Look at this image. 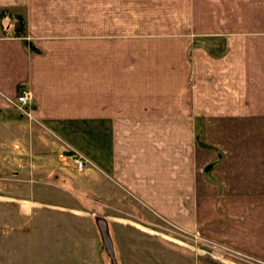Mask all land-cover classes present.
Wrapping results in <instances>:
<instances>
[{
	"label": "crops",
	"instance_id": "0c3cea01",
	"mask_svg": "<svg viewBox=\"0 0 264 264\" xmlns=\"http://www.w3.org/2000/svg\"><path fill=\"white\" fill-rule=\"evenodd\" d=\"M24 87L31 125L6 99ZM0 133L10 174L39 182L19 211L92 229L82 264L121 258L97 231L134 221H111L115 199L138 228L157 216L264 264V0H0ZM62 141L97 168L59 160Z\"/></svg>",
	"mask_w": 264,
	"mask_h": 264
},
{
	"label": "rangeland",
	"instance_id": "374dc122",
	"mask_svg": "<svg viewBox=\"0 0 264 264\" xmlns=\"http://www.w3.org/2000/svg\"><path fill=\"white\" fill-rule=\"evenodd\" d=\"M14 28L16 32L23 30L24 22L22 19H17ZM26 121L31 125V120L26 117ZM34 122V121H33ZM8 138V141L15 147L17 139H9L11 134L6 133L3 136ZM64 146V145H63ZM58 159L61 160L59 155ZM0 159V264H82L83 257L91 255L89 247V236L92 235V229L87 226L85 228H74L71 234L68 228L64 227H50L46 225L48 222L55 224L57 216H52L51 212H28L19 211V199L26 197V195L33 194L35 191L36 181H24L16 176L11 175L12 168H18V165H6L5 161ZM69 160V159H63ZM71 161V160H70ZM73 163V162H72ZM74 165V164H73ZM9 166V167H8ZM97 168L96 165H89ZM8 167V168H3ZM94 168V169H95ZM77 169V168H76ZM92 170V169H91ZM77 173H81L78 169ZM94 171V170H93ZM44 182V183H43ZM58 180L42 181V184L48 189L49 195L55 194L61 200V190L57 189V184L61 185ZM69 190H72L71 187ZM80 192L82 191L80 188ZM38 193V192H37ZM111 199V197H109ZM115 199V198H114ZM111 199V200H114ZM117 207H107L106 213L111 217L116 225L122 219H131L129 222H120L129 226L128 228H117L111 226L112 234H108L106 224L100 223V228L96 230L99 233L100 241L106 243L108 250L114 256V245L112 241H120L122 243L121 258L116 261V264H194L195 259L192 258V253L197 252L204 264L226 263L228 254L235 251L229 245L198 241L194 236L199 235L190 231H184L180 227L169 224L164 219L157 216L148 219L145 226L138 228L134 222L139 221L137 207L128 201L122 202L115 199ZM111 202V201H110ZM115 205V204H114ZM61 223L60 217L58 218ZM164 220V221H163ZM64 225V224H63ZM108 228H109V224ZM69 232V233H68ZM33 235H35L33 237ZM77 238L73 239L74 237ZM104 236V237H103ZM209 239V238H208ZM105 240V242H104ZM99 247V244H98ZM118 247V245H117ZM180 247V248H178ZM183 248L188 252H184ZM186 255L185 261H180V255ZM220 254V255H219ZM227 255V256H223ZM191 256V257H190ZM118 257V256H117ZM120 257V256H119ZM114 262V260H112ZM100 260H92V264H99Z\"/></svg>",
	"mask_w": 264,
	"mask_h": 264
},
{
	"label": "built area",
	"instance_id": "2783aa9c",
	"mask_svg": "<svg viewBox=\"0 0 264 264\" xmlns=\"http://www.w3.org/2000/svg\"><path fill=\"white\" fill-rule=\"evenodd\" d=\"M8 102L23 116L27 117L31 121L39 122L36 116L34 115V111L32 108V103L34 101V96L31 90L27 88H22L20 93L16 95L15 97H6ZM64 143V150L59 153V157L63 159H69L73 162L75 168L83 170L88 165L93 164V162L82 152L75 149L72 145L69 143L62 141ZM198 241H204L202 244H205V242L215 243L214 241L199 235H194Z\"/></svg>",
	"mask_w": 264,
	"mask_h": 264
}]
</instances>
